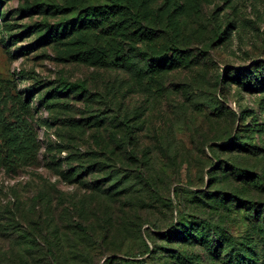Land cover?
<instances>
[{
    "label": "rangeland",
    "instance_id": "rangeland-1",
    "mask_svg": "<svg viewBox=\"0 0 264 264\" xmlns=\"http://www.w3.org/2000/svg\"><path fill=\"white\" fill-rule=\"evenodd\" d=\"M113 2L115 33L78 19ZM256 76L264 0H0V107L39 134L0 165V264H264Z\"/></svg>",
    "mask_w": 264,
    "mask_h": 264
},
{
    "label": "trees",
    "instance_id": "trees-1",
    "mask_svg": "<svg viewBox=\"0 0 264 264\" xmlns=\"http://www.w3.org/2000/svg\"><path fill=\"white\" fill-rule=\"evenodd\" d=\"M122 8V5L118 2L97 4L82 12L78 16V19L83 22L86 20L96 21L100 23L106 31L115 33L124 26L123 20L116 19V16ZM136 22L137 27L135 33L141 40L153 42L156 37L159 36L158 30L144 25L138 16H136ZM60 30L65 31L66 27L61 25ZM45 38L49 40L48 37ZM175 50L176 51L172 52V55H168V52L156 55L155 58L159 66L165 65L164 62L166 61L174 62L177 58H181L182 54L177 52V49ZM115 55V64L121 66L132 65L131 56L124 53L122 49L119 48ZM254 82L264 87V77L259 78L256 76ZM18 101L21 109L26 114H31L32 107L29 101L22 97H19ZM38 151V131L22 119H18L16 122L8 121L3 109L0 107V165L14 168L23 162H33L38 155ZM170 232L174 235H182V229L179 226H175ZM185 232H187V230H185ZM189 232L192 233L191 226L189 227Z\"/></svg>",
    "mask_w": 264,
    "mask_h": 264
}]
</instances>
